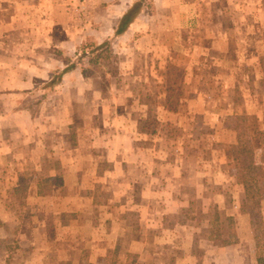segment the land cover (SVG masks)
<instances>
[{
  "label": "rangeland",
  "instance_id": "374dc122",
  "mask_svg": "<svg viewBox=\"0 0 264 264\" xmlns=\"http://www.w3.org/2000/svg\"><path fill=\"white\" fill-rule=\"evenodd\" d=\"M49 1L0 0L6 3L0 5V216L5 219L0 262H32L31 250L23 253L18 232L23 225L29 229L33 226L31 219L41 206L39 198L46 202L48 197L83 200L94 196L104 202L117 196L119 205L128 206L129 196H152L170 202L172 195L181 201L170 206L175 212L165 216L164 226L174 231L180 248L183 245L187 251L182 249L176 257L169 251L157 253L158 260L161 257L168 264H239L241 249L257 262L251 222L252 241L247 237L250 218L240 210L243 185L239 137L251 134L255 154L251 162L264 164V0H134L129 8L138 1L142 10L120 36L114 35L120 22L115 20L121 12L115 4L118 0ZM87 38L99 44L111 39L113 52L111 63L90 77L83 75V61L79 62L77 54L78 46ZM53 103L60 107L57 118L74 122L67 129L76 137L73 145H79L77 131L83 129L80 141L85 157L72 158L89 171L83 188L58 187L57 177L63 180L69 168L57 157L40 153L35 142L25 149L22 144L23 151L18 152L21 143L15 144L19 139L15 125L8 127L13 140H7L12 145L4 139L6 125L16 121L14 116L27 110L33 120L44 118L46 122L51 116L48 107ZM66 103L74 108L69 114L65 113ZM228 115L245 116L246 124L238 131L227 130L223 123ZM129 116L137 118L129 126L134 129L133 142L140 155L119 159L102 151L100 157L87 154L89 139L95 144L97 134L108 126L102 125L103 119L110 122L108 127L118 129L122 140L130 132L126 126ZM117 118L124 123L116 125ZM75 122H81L80 126ZM30 137H34L32 131L26 139ZM23 152L36 159L26 163L23 172H32L37 165L39 178L55 177L41 190L33 185L27 194L13 197L10 192L23 173L15 167L17 155ZM117 159L126 173L136 176L142 167H167L158 195L143 189L145 183L141 181L130 190L123 186L126 183L112 188L109 177L106 182L95 183L99 180L95 170L111 173ZM175 165L179 167L177 172L169 169H175ZM174 179L178 187L172 183ZM97 184L99 188L95 189ZM54 203L43 206L54 207V211L62 208L61 201ZM215 208L221 213V239L211 241ZM143 210L140 205L126 211L125 224L115 225L121 233L118 250L113 251L110 244L111 221L96 226L104 233L99 239L110 245L99 264L147 263L145 253H127L131 240L142 239H133L127 232L129 227L138 232ZM262 213L264 216V202ZM77 220L73 217L71 245L83 250V222ZM86 232L88 237L92 233ZM237 246L236 256H223V250Z\"/></svg>",
  "mask_w": 264,
  "mask_h": 264
},
{
  "label": "crops",
  "instance_id": "0c3cea01",
  "mask_svg": "<svg viewBox=\"0 0 264 264\" xmlns=\"http://www.w3.org/2000/svg\"><path fill=\"white\" fill-rule=\"evenodd\" d=\"M133 1L134 0H118L115 3L117 4V8L121 10V12H119V14L115 17L116 21L121 20V17L124 15L123 13L127 11ZM52 2V0L49 1V3ZM2 4L3 3H0L1 6ZM53 4H49V6L53 7ZM5 5L6 3L3 4V6ZM115 7L116 5L113 8ZM134 75L136 76L137 74L134 73ZM58 108H60L58 103L56 105L54 103L50 104L48 110L51 116L47 118L46 122H44V118L33 120V117L29 111H21V113L14 116V118L16 117V121H12V123L6 125L8 133L6 134L4 139L9 145H12L11 140H13V138H9L12 137V133H9L8 127L14 128L15 125L16 127H18L16 128V131L19 135V139L15 141V144L17 142L21 143L19 144V146H17L16 150L18 152H22L23 150H21V148L25 149L27 145H29V143L31 145L32 142H35L36 147H38L40 153L45 152L44 155H47V157H54L55 159L57 157L59 160H61L63 166L69 168L67 174L65 175V178L63 177L61 185H57L58 187L63 186V188L68 189L74 187L83 188L85 182L87 181V178L85 177H87V173L89 171L83 168V164H79L80 161L78 162L72 159L73 157H85V155H83V141H80L81 135L83 134V129L79 128V130L77 131V140L79 142V145H73L72 139H75L76 137H72V134H69L67 129L69 128L71 123L74 122L69 118L65 120L57 118V111H59ZM72 109H74L72 108V104L66 103L65 113L69 114ZM128 119L129 120L126 121V126L130 130V132L122 140L118 134V129H114V126L108 127L110 126V122L103 119L101 122L102 125L108 126H106L105 129H102L100 134H97V137L95 138V144L92 143V139H89V142H91V144H89V150L87 154H90L91 156L94 155L95 157H100L99 153L102 151V154L110 153L111 156L119 159L124 158V155H126V157L129 159L135 158L136 156L140 155L138 147L133 142L135 139V136L133 135L134 129L131 125L129 126V124H133L134 121L137 120V118L135 120L134 116H129ZM35 120L39 121V123L37 122L33 128ZM19 121H21V123ZM79 121L80 120L78 119L77 122ZM115 121H117L118 123L116 125H121L124 123H119L120 118H117ZM77 122H75V124L80 126L81 122L80 124H78ZM62 126H64L65 128L62 129ZM37 127L39 128L36 130ZM31 131L33 132L34 137L26 139L27 134L31 133ZM21 137H23V141H21ZM8 138L11 140H7ZM121 141L122 144H120ZM20 146L22 147L20 148ZM45 147H47L46 150L44 149ZM39 155L41 156V154ZM39 155L37 154V156ZM2 157L3 155H0V159ZM7 157L8 156L6 155V157L4 158L6 159ZM17 157L18 162L16 163L15 167H18V171L21 172L25 170L26 163L33 161L36 162V159L34 160V156L30 153L25 154L23 152V154H20V156L17 155ZM132 162L135 163V160H132ZM134 166H136V164L129 165V167ZM163 167L164 166L162 165H160V167L155 166L151 168V170L150 168L142 167V169H140V171L138 172L140 173L139 176L127 172L128 174H130L129 176L125 172V170L122 169V166L117 159V161L115 160L113 164L111 173L100 168H98L99 170H95V173H97L99 176V180H96L95 183H103L106 182V179L110 178L109 180L112 188L118 189L125 186L130 190L132 187L134 188V186H136L137 181H141L140 183H145L143 185V189L149 190V193L153 191L155 195H158V190L161 189V186L163 184V173L166 172L167 169V167ZM174 167L175 169L173 168V166L169 169H171V171L177 172L179 167L177 165H175ZM37 169L38 167L36 165V169L33 171H39ZM50 177L53 178L55 177V175L51 174L49 178ZM123 183L126 184L122 186ZM172 183H174L176 187H178V181L174 179ZM33 185L37 187V184L35 183H32L30 186ZM98 185L100 184L94 186L95 189L99 188ZM171 197L172 199L169 202L166 200L163 201L161 198L157 199L156 197L152 196H145L141 199H136L134 197L130 198L129 196L127 200V205L129 204L128 206L119 205L121 200L117 196H111V198L104 202H101L94 196H89L87 198L83 197V200L69 197H65L62 199L48 197L46 199V202L43 197L39 198L37 201L41 204V206L39 207V209H37V213L33 215L31 219V225L33 226L29 229L28 225H23L21 230L18 232L19 239L21 240V247L23 248V253L28 252V250H31L32 252V262H24V264H99L98 262L104 260L105 253L107 252L108 246L110 245L105 243L104 239H99L100 237L104 236V233H101L100 229H97L96 226L100 227V224L103 221H111L113 229L111 230L110 234V236L112 237V241L110 244L113 251L115 249L118 250L121 233L116 229L117 227L115 225H117L118 227L121 226L120 223H123L127 220L128 213H126V211L137 209L140 205H142L146 211L143 210L145 214H141L142 220L139 224L140 226H137L136 228L138 229V232L134 233L135 231H133V228L129 227L127 234L133 239L134 236L141 237L142 239L139 240L135 238L134 240H131L128 245L129 248L127 250V253H145L144 256L147 259L149 258L146 264H168L167 262L163 261V258L161 257L158 260L156 254L160 253L161 255H163L164 252L169 251L174 255L173 257H176L179 253L183 252L182 249L187 251V249H185L183 245L180 248L181 242H178V239L176 238L177 236L174 231H170L168 228H166V226H164V220H166L165 216L169 215V212H175L174 210H172V208H170V206L176 201L178 203L181 201L179 197L176 198V196L173 195ZM54 200H59L62 202V208L60 210L54 211L57 210L54 207L45 208L43 206L44 203L48 205L55 204ZM130 204H134L136 208L133 206L132 208H130ZM173 205H177V203ZM108 208H110L112 212L109 213ZM73 217H77L79 219L77 221L83 222V246L78 243V245H81V247H83V250L80 247L72 248L71 245V238L73 237L71 234ZM0 223H3L2 225H0L1 234L2 231H5V219L3 218V216H0ZM88 223H90V225H88ZM124 224L125 222L123 223V225ZM139 227L141 228L139 229ZM248 229L249 233L247 231V237L250 242L252 241V238H250V221ZM89 230H91L92 233L88 237L86 231ZM91 237L93 239H91ZM240 250L238 253L239 257H237L239 260V264H257L255 258L252 257V254L247 253L244 255L243 251ZM223 251V256H228L229 258H231L236 256V252H238V246L229 247ZM253 252L254 251H252L251 253ZM233 253L236 254L234 255ZM0 264L6 263L0 262Z\"/></svg>",
  "mask_w": 264,
  "mask_h": 264
},
{
  "label": "trees",
  "instance_id": "16d2710c",
  "mask_svg": "<svg viewBox=\"0 0 264 264\" xmlns=\"http://www.w3.org/2000/svg\"><path fill=\"white\" fill-rule=\"evenodd\" d=\"M142 10V4L135 2L122 16L119 24L114 28V35L120 36L130 27ZM111 39L99 44L92 38H87L84 43L78 46L77 54L79 62L83 61V75L90 77L95 72L110 64L113 57L111 49ZM87 67V69L85 68ZM246 124L245 116L228 115L224 119V128L227 130L238 131ZM241 179L243 185V198L241 202V212L250 218L252 233L256 245V257L258 264H264V216L262 204L264 202V164L252 163L254 157L253 137L250 133L241 134L239 137ZM53 178L42 179L36 171L23 172L19 175L18 184L10 192L11 196L27 194L32 183L37 184L38 189H42L46 181ZM56 185H61L62 177H57ZM19 205H22L20 203ZM220 211L215 208L213 211L214 222L211 225L209 235L211 241L221 239L218 219ZM1 225V224H0Z\"/></svg>",
  "mask_w": 264,
  "mask_h": 264
}]
</instances>
